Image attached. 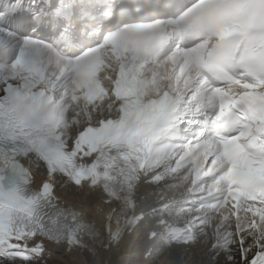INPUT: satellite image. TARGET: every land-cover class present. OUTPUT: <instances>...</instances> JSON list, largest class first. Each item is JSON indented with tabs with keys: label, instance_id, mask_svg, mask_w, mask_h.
Returning <instances> with one entry per match:
<instances>
[{
	"label": "snow or ice",
	"instance_id": "snow-or-ice-1",
	"mask_svg": "<svg viewBox=\"0 0 264 264\" xmlns=\"http://www.w3.org/2000/svg\"><path fill=\"white\" fill-rule=\"evenodd\" d=\"M45 242L264 264V0L0 5V258Z\"/></svg>",
	"mask_w": 264,
	"mask_h": 264
},
{
	"label": "bare ground",
	"instance_id": "bare-ground-1",
	"mask_svg": "<svg viewBox=\"0 0 264 264\" xmlns=\"http://www.w3.org/2000/svg\"><path fill=\"white\" fill-rule=\"evenodd\" d=\"M37 180H39V175L37 174ZM69 190H71L72 192L75 193H79L75 188H68L65 190V192H59L58 194L61 196L62 202L66 205L71 204V205H75L78 208H81L82 210H84L87 214V207H88V200L87 202H85L84 200H81V198L77 196V194H73L72 196H70L69 194ZM77 191V192H76ZM68 193V194H67ZM81 194L86 195L88 197L87 191L85 190L84 192H81ZM87 197H85L87 199ZM95 217H93L91 214H89V219H94ZM101 221H98V223H100ZM58 249V247H51L52 253H54L56 250ZM58 250L63 251L61 248H59ZM182 251V250H180ZM180 251H174L172 253L167 252L166 250H162L160 253H158V256H162L165 255V262L164 264H172V262H174V264H178V262H180V258L181 256H183V264H198V262L201 259L200 253L196 252V251H188V252H184L182 254H178V252ZM60 255H64L61 252H57ZM68 256H64V257H69V259L72 258L73 261H77L78 264H91V260H88L86 257L81 256L80 254H77L74 251H70L67 252ZM128 253H130L129 255H132V257L130 259H132L134 257L135 260H137L138 262L136 264H147V262L142 261L140 259V256L138 258V253H136V250L134 249H129L128 247H123L120 250H116L113 249L111 251L108 250H101V259L103 264H125L127 258H128ZM179 258V259H178ZM129 259V260H130ZM133 259V260H134ZM160 262V261H159ZM180 262V263H182ZM185 262V263H184ZM153 264V262H152ZM158 264V263H157Z\"/></svg>",
	"mask_w": 264,
	"mask_h": 264
},
{
	"label": "rangeland",
	"instance_id": "rangeland-1",
	"mask_svg": "<svg viewBox=\"0 0 264 264\" xmlns=\"http://www.w3.org/2000/svg\"><path fill=\"white\" fill-rule=\"evenodd\" d=\"M77 196H78V198L80 197L81 198V200H84L85 202H87V200L88 199H86L85 197H87L86 195H84V197H83V194H81V192H79L78 194H77ZM136 253H138L137 251H136ZM53 255H55V257H52L50 260H47V261H49V263L48 264H78V262L77 261H73L72 260V258L73 257H71V259H69V257H64L63 255H60L59 253H57V252H54L53 253ZM132 257V255H129L128 256V258H127V260H126V262H125V264H136L138 261L137 260H135L134 259V257L132 258V259H130ZM138 258H139V255H138ZM130 259V260H129ZM134 259V260H133ZM179 259V258H178ZM181 259V258H180ZM179 259V260H180ZM165 257H161V258H159V259H155L154 261H153V264H164V262H165ZM160 261V262H159ZM180 262H181V260H180ZM180 262H178V264H183V263H180ZM185 263V262H184ZM186 264V263H185Z\"/></svg>",
	"mask_w": 264,
	"mask_h": 264
}]
</instances>
